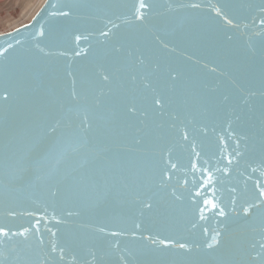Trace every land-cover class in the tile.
<instances>
[{"label":"water","instance_id":"obj_1","mask_svg":"<svg viewBox=\"0 0 264 264\" xmlns=\"http://www.w3.org/2000/svg\"><path fill=\"white\" fill-rule=\"evenodd\" d=\"M142 2L0 34V264H264V0Z\"/></svg>","mask_w":264,"mask_h":264},{"label":"rangeland","instance_id":"obj_2","mask_svg":"<svg viewBox=\"0 0 264 264\" xmlns=\"http://www.w3.org/2000/svg\"><path fill=\"white\" fill-rule=\"evenodd\" d=\"M45 0H0V34L29 23Z\"/></svg>","mask_w":264,"mask_h":264},{"label":"snow or ice","instance_id":"obj_3","mask_svg":"<svg viewBox=\"0 0 264 264\" xmlns=\"http://www.w3.org/2000/svg\"><path fill=\"white\" fill-rule=\"evenodd\" d=\"M140 7H145V5L143 4L142 0H141ZM221 215H223V212H221ZM5 235H6V233H5ZM181 247H183V245H181ZM210 247H211V245H210Z\"/></svg>","mask_w":264,"mask_h":264},{"label":"bare ground","instance_id":"obj_4","mask_svg":"<svg viewBox=\"0 0 264 264\" xmlns=\"http://www.w3.org/2000/svg\"><path fill=\"white\" fill-rule=\"evenodd\" d=\"M45 2V1H44Z\"/></svg>","mask_w":264,"mask_h":264}]
</instances>
